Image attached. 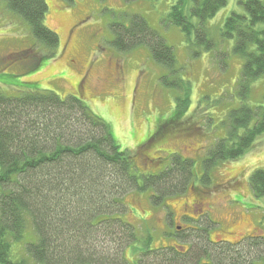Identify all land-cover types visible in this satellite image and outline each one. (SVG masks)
Returning <instances> with one entry per match:
<instances>
[{"label": "trees", "instance_id": "obj_1", "mask_svg": "<svg viewBox=\"0 0 264 264\" xmlns=\"http://www.w3.org/2000/svg\"><path fill=\"white\" fill-rule=\"evenodd\" d=\"M45 2L5 0L7 8L28 23L36 41L29 52L18 54L32 59L33 68L53 58L59 45L56 32L44 24ZM226 4L227 0H175L167 20L180 28L189 45L210 51L216 40L209 37L205 23ZM239 4L244 12L232 11L219 36L221 41L233 40L231 50L242 59L236 85L245 98L251 82L264 75V1L239 0ZM127 20V24H110L115 50L147 46L150 56L165 69L160 81L179 89L171 116L141 145L147 150L178 127L181 118L184 123L190 119V81L180 76L172 47L142 15L133 14ZM218 52L213 56L225 62L227 52ZM25 85L28 89L18 95L0 93V264H128L124 251L137 241V234L123 217L128 211L125 195L149 190L150 201L160 204L166 196L181 194L191 182L193 161L175 152L161 171L139 176L136 153L119 147L108 123L93 114L81 96L59 97L52 90ZM224 124L225 137L206 151L205 171L216 161L237 159L252 148L264 130V107L259 114L242 103L228 111ZM248 180L255 196L264 195L263 169L253 170ZM203 223L181 237L189 244L184 250L171 245L152 248L146 241L139 249L138 263L188 264L208 259L239 264L238 248L225 241L212 242L208 229L213 222L207 218ZM248 239L242 248L256 252L250 264H264V235ZM19 244L21 255L14 250Z\"/></svg>", "mask_w": 264, "mask_h": 264}, {"label": "rangeland", "instance_id": "obj_2", "mask_svg": "<svg viewBox=\"0 0 264 264\" xmlns=\"http://www.w3.org/2000/svg\"><path fill=\"white\" fill-rule=\"evenodd\" d=\"M174 2L46 0L44 24L56 32L59 45L53 58L33 68L32 59L18 55L22 50L29 52L28 48L36 44L30 27L7 8L5 0H0V93L18 95L28 89L26 83H31L32 88L52 90L59 97L81 96L88 109L108 123L119 147L136 153L134 164L139 176L161 171L169 155L175 152L193 161V176L183 193L166 196L160 204L150 201L149 190L125 195L128 211L123 217L134 225L137 234V241L124 251L128 264H139V249L146 241L152 248L171 245L187 249L189 244L181 237L190 227L204 224L207 218L213 222L208 229L209 239L231 243L228 246L240 252L236 255L239 264H250L256 252L244 250L242 245L249 237L264 235V195H254L248 177L253 170H264V130L252 148L237 159L216 161L206 171L203 159L208 148L225 137L224 119L229 110L245 103L261 113L264 75L251 82L250 91L243 98L236 85L242 59L231 50L233 40L221 41L219 36L221 25L232 11L244 12L239 0H227L206 21L209 37L216 40L210 51L200 45H189L180 28L167 20ZM133 14L142 15L172 47L176 64L181 68L180 76L190 81L191 88L187 112L190 119L184 123L181 118L178 127L147 150H142L141 145L171 116L179 89L160 81L165 69L150 56L147 46L127 51L113 47L110 24L114 21L127 24ZM221 49L227 52L225 62L216 56ZM193 50L199 53L193 55ZM84 73L87 76L79 94L75 84ZM185 124L192 129H185ZM193 198L200 199L201 212L197 206H187ZM14 250L23 253L20 244L14 245ZM225 262L228 264V260ZM188 264L217 263L200 259Z\"/></svg>", "mask_w": 264, "mask_h": 264}, {"label": "flooded vegetation", "instance_id": "obj_3", "mask_svg": "<svg viewBox=\"0 0 264 264\" xmlns=\"http://www.w3.org/2000/svg\"><path fill=\"white\" fill-rule=\"evenodd\" d=\"M85 76H87V74L86 73H84V75H83V77L75 84L76 85V88L77 89H79L80 87H82V83H83V78L85 79ZM204 168V167H203ZM195 197V196H194ZM201 202H200V199H198V198H193L192 200H191V202H189L188 204H187V206H190L191 208H196V206H197V210H199V212H201L202 211V209H201Z\"/></svg>", "mask_w": 264, "mask_h": 264}]
</instances>
